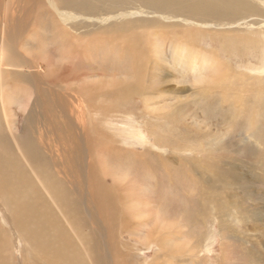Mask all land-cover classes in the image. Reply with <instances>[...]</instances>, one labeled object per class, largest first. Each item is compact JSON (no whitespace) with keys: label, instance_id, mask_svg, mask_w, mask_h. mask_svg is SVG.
Segmentation results:
<instances>
[{"label":"bare ground","instance_id":"obj_1","mask_svg":"<svg viewBox=\"0 0 264 264\" xmlns=\"http://www.w3.org/2000/svg\"><path fill=\"white\" fill-rule=\"evenodd\" d=\"M85 21L90 24L98 23L97 25L101 26L112 22H116V24L95 30L93 31L95 33L91 35H77L79 31L88 29L87 27L89 25L86 24ZM36 28L39 31L38 34L43 37V39H40V43L31 39L33 35L32 31L36 30ZM156 31H158V34ZM207 34L213 37L212 40L216 44V46L213 47L214 49L210 52L205 49L201 50L196 45L199 38ZM159 35L164 38L162 40L165 45L161 43ZM105 36L112 39L116 38V41L120 40L121 46L129 49V54L131 57L135 58L134 60L136 62L129 64V68L133 71L130 76L135 79L134 82L129 83L125 81L122 83L115 79L105 81V77L101 75L102 77H99L101 81H98L99 85L95 84L94 87L88 84L89 81H83L84 83L80 82L83 83V85H77L76 83L78 82L74 84L71 83L72 85L76 84V88L70 86L69 82L72 81L74 76L75 79H79L78 81L83 79V77L85 78V75L79 78V73H83L81 70L78 73L79 75H75L76 71L72 72L73 69H70L76 64L77 66L84 65L80 62V59L83 58L82 52L85 50L84 45H97L98 47L100 44L102 47L101 43L104 44L107 42L104 41L105 39H102ZM203 40L205 39L203 38ZM108 41H110V39ZM44 43H52L53 45L55 44V46L51 45L53 49L43 52L42 50L46 49L43 46ZM57 44L66 45L65 47H68L67 49L69 51L67 55H61L60 59L67 60L68 63H61L60 68L58 65L60 59L55 60L57 57L55 51L60 50ZM76 44H81V46L71 48ZM40 48H42V50L39 52L38 50H40ZM70 51L72 52L70 53ZM88 51V49L84 51V56H86ZM149 51L150 53L154 51V59L152 58L151 62L146 61L148 60L146 59L148 56L144 57L147 55H145V53ZM251 53L252 55L249 56ZM258 53L261 54V56L263 55L262 58L264 60V0H0V138L3 136L4 138L6 136L8 137L7 133L8 129L11 128L10 121L12 119L11 117H13L11 107L14 102L17 101L21 108L26 109L28 107L27 122L29 128L34 130L35 138H37L36 140L38 141V154L42 159V164L32 166L28 158L24 154L21 155L20 151H22V149L20 147H17L19 148L18 150L17 148L16 150H12L10 144L9 148L0 143V221L4 218V223L10 226V229L7 228L8 231H6L4 227L7 226L2 227L0 222V264H15L11 254L12 241H17L21 246H25L26 255H20L24 256L23 259L25 264H27L29 260L32 261L33 264H89L92 251L94 250L91 251L92 247L89 249L90 241L87 237L88 234L82 224L81 216L79 217L76 212L77 209H74L75 205L71 202V197L74 198V200H78L81 204L84 215L88 219L87 221H89L91 224L90 226L100 237L102 254L104 255L103 257L106 263L125 264L123 263L124 260L121 261L123 256L118 242V235L120 233L118 231L120 228H118V223L122 219V209L124 210V208L126 212L131 214L129 216L132 220L131 216L136 210L134 204L137 202L138 192L141 195L144 194L142 189L145 188V185L142 184L140 180L136 179H133V182L127 180L131 183L130 186L127 184L126 186L116 185L114 182H110L106 176L110 172V165L107 160L102 161L103 158L101 156L107 150L117 147L120 142L115 146L113 142H115L114 137L117 136L115 135L112 137L108 132H104L106 131L105 129H107H104L102 124L104 119L102 122L98 121L99 117L106 116L108 120L105 122L109 124L110 127V119L113 118L110 116V110L107 109L108 111H104L101 104L99 106L92 105L91 99L109 93H121V98L126 100L137 96L143 98L144 102H147V99L152 100L154 96L159 98L162 97L163 94L167 95V93H172V95L177 96L195 90L193 94L196 97L200 96L198 98L202 97V100L206 101V106L204 108L207 110V113L205 115H208L212 122H210V120L208 121L203 114L200 116L199 114L198 116L197 114L194 116L192 114L191 116L192 118L194 117V121L191 120V118L190 120L193 124L190 122H188V124L200 126L204 124V122L201 124V118L204 117V121H207L206 124L209 134L218 136V140L210 138L212 141L210 147L207 146L208 148H202L201 150L200 147L206 144L200 142L201 144L197 146V149L193 148L194 144L191 145L192 147H188V149L193 148L190 152L197 150V157L193 159L181 157L179 166H184L185 169H188L190 175L194 178L193 180L197 181L200 186L204 185L205 187H211L213 185H218L220 182L227 184L231 183L239 186L243 191V195H246V198H255L254 200H257L258 203L261 202L259 201L261 195L259 191L257 192L255 187L264 186V112L261 113L259 109L261 108L260 103H263V101L261 98L258 99V97L256 98L253 96L252 94L255 95V92H250L248 89H242L241 91L239 89L237 90V92H243L241 95H244V97L238 94L235 97H228V91H230L231 87L227 89V86L231 85L232 89L236 86L239 88L241 85H245L246 81H264V78L259 77L258 79L245 76V74L244 76H239L235 74L236 70L233 72L230 71L233 68L231 62L227 59H223V55L232 58L235 56L241 58L249 56L253 58ZM143 57L145 60H143ZM90 58L92 59L93 57ZM99 58L101 60V57ZM84 60L85 59H83V61ZM101 62L103 61L101 60ZM148 63L149 65H147ZM92 64L93 63H90L89 65ZM146 65L147 68L151 66V71L147 69V73L149 75L154 74V78L151 80L152 82L149 83L151 84V88L149 87L148 89L152 95H146V91L139 82L143 76L142 72L145 71L146 73ZM172 66H176V69L183 67L186 72L193 71L195 72V76L189 77L187 75V78L185 74L188 73H183L182 70L178 73L175 67L172 68ZM257 67L258 66L255 68ZM60 69L62 72H59ZM233 69H235V67ZM256 70L258 72L260 71L259 74L264 75V62L261 67ZM153 71L155 73L157 72L158 75L159 73L163 74L167 71V73H170L166 75L168 79L176 80V76H178L180 78L178 80L180 84L183 81L185 83V79H189L190 82L186 83H189L192 89L189 90L186 87L177 88V86L174 85L175 87L170 86L169 89L165 90L162 86L163 84L165 85V83L157 79L158 75L156 76ZM241 74L242 73H240V75ZM130 76L126 79L131 78ZM144 77L146 76H143V78ZM91 78L93 79V77ZM147 79H149V77ZM175 80H173V82ZM156 81H160L163 84L158 83L161 86L154 87L153 85H155L154 83ZM178 81H176V83ZM179 83L176 85L181 86L182 84L180 85ZM227 83L229 84L227 85ZM233 86L235 87L233 88ZM27 88L31 90L33 94L31 93V95L28 94L27 96L23 95V102V98H21L20 95L23 94V92L20 90H27ZM251 89L254 90L252 87ZM237 92L235 91V93ZM215 95L218 98H215ZM31 98L33 99L30 100ZM229 98H232V100ZM252 99H254V102ZM262 99H264V96ZM83 101H86L85 103L87 104L83 103ZM228 102L229 105L225 106L224 104H228ZM181 103L182 106H180L176 112L167 116L168 121L175 122L177 121L176 119L183 118L184 116L187 119V114H191L192 104ZM222 105L224 110H221ZM117 108L119 109V106ZM151 108H148L150 111L147 109L150 114H152ZM215 108L217 110H215ZM256 109H259L257 118L263 116L262 119H260L262 121L255 120V114L258 113ZM245 110H249V112L247 111L249 114L242 116L249 115L250 120L255 122L251 124L248 120V127L246 124H243L245 119H243V123L241 124L239 119L241 115H239L240 117L238 118L236 116L238 113L242 114ZM124 112L125 111H123V113ZM154 112L153 114H155ZM22 114L26 116L24 112ZM220 114H223V116L228 115L227 118H223L222 122L223 126L226 125L228 127L227 130L225 129L226 132L228 131L227 134L223 133V128L219 126L220 123H216ZM253 116H255V119H253ZM117 117L119 118V116ZM122 117H125V115ZM158 118L162 120L163 117L161 118L158 116ZM163 119L167 121L166 116ZM129 120L131 119L129 118L128 121ZM133 122L135 121H132V123ZM129 123H131V121H129ZM132 123L131 127L129 125L128 127L122 128L124 132L123 135L126 134L127 140L133 142L142 140L143 143L141 144H144L142 147L144 148V160L142 159L140 161L143 166L149 162L150 165L153 164V160L156 157L152 154L154 151L162 153L163 156L159 154L155 158L158 159V161L155 162L152 167H154V169L159 168L157 163L161 166H164V164L166 165L168 161L164 157V152L166 153L165 147L171 146L169 141H167L169 140L168 136L161 135V137H159L156 133L157 144H153L154 146H152L148 144V137L145 136V132L142 138L141 132L138 131ZM117 124L119 125L120 123ZM211 124L216 127L213 134H211V129H214V127L211 126ZM236 126H243L244 128L242 127V129L239 130ZM109 127L108 130L114 129ZM229 130H232L231 132L234 133L238 130V132L236 134L233 133L234 135L229 138V134H231ZM181 131L183 132V130ZM201 132L204 134L203 131ZM112 133L114 134L115 132ZM183 134L186 135L185 132ZM219 136H223L222 139H219ZM111 137L114 139L112 140ZM185 138H187V136ZM247 142L254 145L257 144L258 152L253 148L256 153L254 158L258 160L256 158L258 157L259 162H262L263 165L261 173H252V176L249 174L247 175L245 172L240 175L239 172H237L238 170L235 164L236 162L249 161L248 159L244 160V155L247 156L250 148V145L247 146ZM191 143L194 142L191 141ZM15 146L17 145L15 144ZM119 147L120 146H118V148ZM215 147L217 150L219 147L221 149L220 151H222L221 154L218 155L216 161L215 158L218 152L216 149L214 151ZM199 150L200 152L202 150L204 151L200 154ZM224 150L232 156V158L225 155ZM137 154L138 152H134L135 157ZM151 154L152 157H150ZM134 156L129 158L134 160ZM148 157H150L149 160ZM249 158L252 159L253 157ZM97 160L98 164H96ZM211 161H214L213 164H209ZM101 163L103 167H100ZM133 164H135L136 167V163ZM132 167H130V170L134 169ZM148 168L151 169L149 166ZM129 171L126 173H129ZM187 176L190 177L188 173ZM123 182L125 181H120V184ZM131 187L132 189H130ZM140 196L139 200L141 201ZM193 197L194 196H192V198ZM204 200V197L196 199L198 206L203 208V211L208 208ZM230 204L234 207L238 205L237 201L230 202ZM247 204L250 205L249 203ZM139 205L140 204L136 206ZM147 205L148 207L152 206L149 201H146L144 208L148 212L151 208L146 207ZM218 205H220V202H218ZM258 205H260V203ZM251 206L253 207V205ZM188 209L186 211H188ZM247 209L249 210L250 207L248 206ZM211 210L212 209L209 210V213L212 212ZM248 210L246 211L247 215L256 221L260 220L264 223V215L262 213L258 211L255 212V210ZM150 212L152 213V210ZM153 213L158 212L154 211ZM183 217L185 220L188 219V216L182 215V219ZM158 218L166 220V222L168 221V217L165 214H158ZM158 218L157 220H159ZM238 221L239 220H237V222ZM222 230L225 231V227ZM258 230H261V228ZM9 233L11 234V238L9 237ZM234 235H237V233ZM152 236L153 235H151L149 241L145 243L147 247L153 244L155 246L156 243L158 244L159 252L154 255V260L150 261V264H158L157 262L162 258V255H164V260V258H168V255L172 256L173 253H165L169 248V245L167 247V241L165 239L162 238L157 241L156 239L154 240ZM243 240L245 241V239ZM262 241H264V239ZM250 251V256L252 258L251 264H264V245L261 241L258 240L257 243L252 245ZM27 255L29 257H27Z\"/></svg>","mask_w":264,"mask_h":264},{"label":"rangeland","instance_id":"obj_2","mask_svg":"<svg viewBox=\"0 0 264 264\" xmlns=\"http://www.w3.org/2000/svg\"><path fill=\"white\" fill-rule=\"evenodd\" d=\"M130 7H132V6H130ZM164 16H167V15H164ZM81 23H83V22H81ZM85 23L89 25L87 27L88 29L79 31L77 33V35H80V36H84V34L91 35V34L95 33V32H93L95 30L105 28V27H109L110 25L116 24V22H114V23L112 22V23L101 26V25H97L98 23H95L96 25L90 24L87 21H85ZM92 25H95V26H92ZM156 32L158 34V31H156ZM32 33H33V35L31 37V39L33 41L40 43L41 42L40 39H43V37L38 34L39 31L37 30V28H36V30L32 31ZM205 34H206V32H205ZM160 35H159V39L161 40V43H163L165 45L164 41L162 40L164 38H162L161 37L162 35L161 36ZM207 35L199 38V41L196 43V45L201 50L205 49V50L210 52L212 49H214L213 47L216 46V44L212 40L213 37H211L209 34H207ZM106 37L107 36L102 38L103 40L105 39L104 41H107L104 44L101 43L102 47L100 46V44L98 47H97V45L96 46L93 45L94 47L90 46V45H87V46L84 45L85 50H87V49L89 50L88 53L86 54V56H84L85 50L82 52L83 58L80 59V62H82L81 64H84V65L79 64L80 66H77V64H76V65H73V67H71L70 69H73L72 72L76 71L75 75L80 74L79 78H81V76H83V75H85V78L83 77V79L78 81L79 79L78 80H77V78L75 79V76H74V78H72L73 82L72 81L69 82L70 86H74L76 88L77 85H83V83H84L83 81H85V82L89 81L88 84L93 85V87H94L95 84H98V81H101V78H99L101 75L105 77V81L106 80L111 81V80L115 79V80H118L122 83H124L125 81H128L129 83L134 82L135 79H133V77L130 76V75H132L131 73L133 71L131 68H129V64H131L132 62H136L134 60L135 58L131 57V55L129 54V49L121 46L122 44H121L120 40L116 41V38L112 39L110 37L109 38L107 37V39H106ZM203 38L205 40H203ZM209 38H211V39H209ZM109 39H110V41H108ZM56 43H57V41H56ZM81 44L80 45L76 44L72 47L71 46H69V47L76 48L77 46H81ZM51 45H53V44L52 43H44L43 46L46 49L42 50V48H40V50H38V51L39 52L41 50L43 52H45V50L49 51V49L51 50V49H53V46H55V44L53 46H51ZM149 45H152V44H149ZM48 46H50V47H48ZM57 46H58V49H60V50L55 51L56 56H57L55 58V60L60 59L61 55H67L69 52L67 49L68 47L67 48L65 47L66 45L57 44ZM94 48H96V49H94ZM104 48H105V50H104ZM114 48H117L118 50L114 49ZM101 49H103L104 51ZM121 49H123V50H121ZM95 50H97V51H95ZM71 52L72 51H70V53ZM111 53L113 54V56ZM148 53H150V51ZM148 53H145V55L146 54L147 55L144 57L148 56L146 58L148 60H146V61L151 62L152 58L154 57V51H151L150 54H148ZM120 55H122V56H120ZM251 55H252V53L249 56H251ZM249 56H247L246 58H241L238 56H235L232 58L230 56L223 55V59H225V60L227 59L231 62V64L233 65V68L235 67V69L230 68L231 69L230 71L233 72L234 70H236L235 74H238L239 76H244V74H245V76L255 77L258 79H259V77L264 78V75L259 74L260 71L258 72L256 70V69L260 68L262 63L264 62V60L262 58L263 55L261 56V54L258 53L256 56H254L255 58L253 57L254 59L252 57L250 58ZM90 57H93L92 58L93 60ZM99 57H101V60L103 62H101ZM144 57H143V60H145ZM83 59H85V60L83 61ZM53 62H55V61H53ZM61 63H68V61L60 59L59 63H58L59 68L61 66ZM90 63H93V64L89 65ZM149 63L147 65H149ZM94 65L95 66L97 65V66L95 67ZM147 65L145 68L146 73H145V71L142 72V75L146 76V77L143 78V76H142V79L139 80V82L146 92L143 90L142 91L145 92L146 95H152V94H150V91H148V89L151 85L149 83H151L152 82L151 80H153V78H154V76H153L154 74L149 75L147 73V71H148L147 69H150V71H151V66H148V68H147ZM100 66H101V68H100ZM256 66H258V67L255 68ZM174 67L176 69V66H174ZM174 67L172 66V68H174ZM153 69H154V66H153ZM80 70L83 73H79ZM176 70L178 71V73H180V70H182L183 73H188L185 75L186 76L188 75L189 77L195 76V72H193V71L186 72V70H184L183 67H179ZM59 72H62V70L60 69ZM101 72H102V74H101ZM239 72L242 74L240 75ZM192 73H193V76H192ZM155 74H156V76L158 75L157 72ZM169 74L170 73H167V71L164 72L163 74L159 73V75L157 76L158 77L157 79H160L161 81H163L165 83V85L160 81H156L154 83L155 85H153V86L154 87L161 86L159 84L162 83L163 89H165V90L169 89L170 86L171 87L177 86V88L186 87L189 90L192 89V86L189 85V83H186V82H190L189 79H185V83L183 81L181 83L182 84L181 85L178 81L180 78L178 76H176V74H175L176 80L166 78L167 77L166 75H169ZM91 75H93V76H91ZM128 76H130L131 78L126 79V78H128ZM188 76H187V78H188ZM91 77H93V79ZM148 77H149V79H147ZM173 80H175V81L173 82ZM176 81H178L177 83H179L181 86L176 85L177 84ZM76 82H78L79 84ZM80 82H83V83H80ZM90 82H92V83H90ZM248 82L250 84L252 82L253 83L250 85ZM248 82L246 81L247 84L245 83V85H247V86L249 85L248 88L245 85H243V86L241 85L239 88L237 86L236 87L233 86V88L235 87L234 89H232L231 85L227 86V89H230L228 87H231L230 91L234 90L233 92L228 91V94H229L228 97H235V96H237V94L239 96L244 97V95H241V93H243V92H240L242 89H244V90L248 89V90H250V92L253 91V92H255V95L254 94H252V95L255 96L256 98L258 97V99L261 98V100L263 101V103H260L261 108H259L260 112L263 113L264 112V99H262V98L264 96V81L252 80V81H248ZM71 83H73V84L76 83L77 85L76 84L72 85ZM228 84L229 83H227V85ZM252 85H254V86H252ZM165 86H167V87H165ZM74 87H73V89H74ZM251 87L254 88V90L251 89ZM238 89L240 91L237 92ZM20 91L23 92V94H20L21 98H23L25 95L27 96L28 94H30V95H31V93L33 94V92H31V90H29L28 88H27V90L23 89ZM194 91H190L189 93H185L183 95H177V96L172 95V93H167V95L163 94L162 97H159V98H157V96H154L152 98V100L147 99V102H144L143 98L137 97V96H134V97L126 100L124 98H121V96H120L121 93H116V94L109 93L106 95H102L101 97H98V98L96 97V98L91 99L92 105H94V106L98 105L99 106L101 104V107L103 108L104 111H108L107 109L110 110V112H111L110 116L113 117V118L110 117L111 119L109 118L110 119V127L114 128V129L108 130L109 124H106V122H105L108 120V119H106L107 118L106 116L99 117L98 121L102 122V120L104 119L102 124H103L104 129L107 128V129H105L106 131H104V132L105 133L108 132L112 137L116 135L117 137H114L116 140L112 137H111V139L112 140L114 139L115 142H113V144L115 146H117L118 144H119L118 146H120L119 148H118V146L117 147L114 146L115 147L114 149L111 148V149L107 150L101 156L103 158L102 161L107 160L109 162V165H110V168H109L110 169V172H109L110 175L109 174L106 175L108 177L109 181L114 182L116 185L119 184L122 186H126V184H127L128 186H130L131 183H129V182H133L132 180L136 179V180H140V182H142V184L145 185L144 186L145 188L142 189V192L144 194L141 195L138 192L139 195L137 197V202L134 204L136 207L135 208L136 210L133 212V214L131 216L132 220L130 219V216H129L131 214L129 212H126V209L124 208V210L122 209V219L118 223L119 224L118 228L120 227L118 229V231L120 232L118 235V242H119V247H120V250H121L122 256H123V258H121V261L124 260L123 263H125V264H144L145 262H147L145 264H150L151 263L150 261L154 260L153 259L154 255L159 252V248H158L157 243L155 244V246L153 244L152 246L147 247L146 243L149 241V238L151 235H153L152 237L154 238V240L156 239L157 241L161 240L162 238L165 239L167 241V242L165 241L167 243V247L169 245V248H168V250H166L165 253L166 254H169V252L173 253L172 256L168 255V258L167 259L164 258V260H163L164 255H162V258L159 259V261L157 262L158 264H229V263L230 264H251L252 258L250 256L251 255L250 250L252 249V245L257 243L258 240L261 241L262 244L264 245V241H262L264 239L263 238L264 236H262V235H264V223H262V221H260V220L256 221V220L252 219L246 213V211L248 210L247 208L249 206L251 210L249 209L248 211H254L255 210V212L258 211L264 215V206H263L264 196H262V195H264V194H262V193H264V186L263 187L262 186L255 187L257 192L259 191V193L261 195L260 199H262V200L259 199V201H261V202H259L260 205H258L259 203L257 200H254L255 198L254 199L251 197L246 198L245 197L246 195L245 196L243 195L242 189H240V187L237 185H233L231 183L227 184V183L220 182L218 185H213L211 187H205L204 185L200 186V184L197 181L193 180L194 178H193V176L190 175V172L188 169H185L183 165H182L183 167L179 166L181 157H186V159H193L194 157H197V154H196L197 150L196 151L194 150V152H190L191 149H193V148L197 149V146H199L201 143L206 144V145L200 147V150L202 148H208L212 144V141L210 138H212L214 140H218V136H214V135L212 136L209 134V130L207 129L208 127L206 124L207 121L206 122L204 121V117L201 118L202 121L200 119L201 124L203 122H204V124H202L200 126H195V125L192 126L191 125V124H193V123H191V120H193V118H194V117L192 118V116H191L192 114H193V116L196 114H197V116H198V114H199V116L203 114V116H205V118L208 121L210 120V122H212L210 117L208 115H205L207 113V110L204 108L206 106V101L202 100V97L198 98L200 96L196 97L193 94ZM235 91L237 93H235ZM261 92L263 95L262 94L260 95ZM234 94H236V95H234ZM112 96H114V97H112ZM215 98H218V97H216V95H215ZM32 99L33 98H31L30 100H32ZM229 99L232 100V98H229ZM258 99H257V101H258ZM252 100L254 102V99H252ZM110 101H112V102H110ZM23 102H24V98H23ZM85 102L86 101H83V103H85ZM114 102L115 103L117 102V103L115 104ZM181 102H184L187 104L190 103L193 106L191 109V114L190 113L187 114L188 120L184 116L183 118L176 119L177 121H175V122L174 121H168L167 116L172 114L173 112H176V110H178L180 108V106H182ZM112 103H114V104H112ZM193 103H194V105H193ZM85 104H87V103H85ZM195 104H196V106H195ZM224 105L228 106L229 102H228V104L225 103ZM31 106H30V108H31ZM118 106H119V109L117 108ZM113 107H114V109H113ZM147 107L149 109L152 107L151 108L152 114L149 113L150 110ZM215 107H216V105H215ZM27 108L26 109L21 108L19 105V102H17V101L14 102V104L11 107V112H12L13 117H11L12 118L10 121L11 128L8 129V133H7L8 137L6 136L4 138V136H3L2 138H0V143H2V145L4 144V145L8 146L9 148L11 146L12 150H16L17 147H20L22 149V151L19 150L21 152V155L24 154L28 158L30 165L36 166V164L37 165L42 164L41 163L42 159L40 158V155L38 154V144H37L38 141L36 140L37 138H35L34 130L29 128V125L27 122V116H28ZM124 108H126V109H124ZM146 108L149 111H147ZM201 108H202V111H201ZM152 109H155V110H152ZM259 109H256V110H258L257 111L258 113L255 114L256 117L253 116V119L256 118L255 119L256 121H262L260 119H262L263 116L262 117L259 116L260 118L259 117L257 118V116L259 114ZM215 110H217V109L215 108ZM221 110H224L223 105L221 107ZM22 111L25 113L24 115H26V116H23ZM123 111H125V112L123 113ZM130 111H132V112H130ZM146 111L148 114L146 113ZM247 111L249 112V110H245L244 112H242V114L238 113V115H236V116L238 118V117H240L239 115H241L242 119L239 118L241 124L243 123L242 122L243 119H245V120L247 119L246 121L244 120L243 124L244 125L246 124V126L248 127V125H247L248 120L250 121L251 124H254L255 122L250 120L249 115L242 116V115L249 114V113H247ZM153 112L155 114H153ZM158 113H159V115H158ZM220 113H221V111H220ZM123 115H125L126 118L122 117ZM117 116H119V118ZM158 116H160L161 118L162 117L164 118L166 116L167 121L164 120L163 118H162V120L159 119ZM227 116H223V114H220V117L218 118V120H216V123L217 124L220 123L219 126H221L223 128L222 129L223 133H226V134L228 132V131L226 132L228 127L226 125L223 126L222 122H223V118L224 117L227 118ZM9 117H10V113H9ZM243 117H245V118H243ZM129 118L131 119V120H129V121H131V123H132V121H135L132 124H133V126H135L137 128L138 131L141 132L142 138H143V133L145 132V134H146L145 136L148 137L147 142H148V144H150L152 146L157 144L156 136H155L156 133H157V135H159V137H161V135H167L168 136L169 140H167V141H169V144H171V146L165 147L166 153L164 152V157L168 161V163H166V165L164 164V166L162 165L163 166L162 167L159 163H157V165H159V168L154 169V167H152V165H154V163L158 161V159H155V158L159 154H161L163 156L162 153L154 151L152 154L155 155L156 157L154 156L155 158L153 160V164L150 165V162H149L148 164H144L145 166H143L142 162L140 161L142 159L144 160V152H143L144 148H142L144 146V144H141V143H143L142 140L141 141L138 140V141L133 142L131 140H127V136H125L126 134L123 135L124 132L122 131V128L128 127L129 125H130V127L132 126L131 123H129V121H128ZM190 118H191V120H190ZM188 122H190L191 124H188ZM23 123H25V124H23ZM117 123H120V124L118 125ZM128 123H129V125H128ZM164 124H165V126H164ZM263 124H264V120H263ZM158 125H160L162 127V129ZM203 125H204V127H203ZM205 125H206V127H205ZM211 126L214 127L213 124H211ZM236 127H238L240 130V129H242L243 126H236ZM158 128L161 130H159ZM120 130H121V132H120ZM181 130H183V132ZM214 130H216V127H214V129H211V132H212L211 134H213ZM110 131H111V133H110ZM194 131L196 132V134ZM201 131H203L204 134ZM112 132H115L119 135H117L115 133L113 134ZM118 132H120V133H118ZM184 132L186 133V135L183 134ZM237 132H238V130L236 131V133ZM35 133H36V131H35ZM158 133H160V134H158ZM191 133H192L193 137L191 136ZM198 133H201L202 135L198 134ZM223 133H222V135H223ZM233 133L234 132H231V134H229V136H230L229 138H231L234 134H236V133H234V134ZM198 135L199 136L201 135V136L199 137ZM15 136H17V137H15ZM183 136H185V137L187 136V138H185ZM220 136H219V139H222L223 136L222 137H220ZM121 137H122V139H121ZM24 139H26V140H24ZM233 140H235V139H233ZM191 141L194 143H191ZM219 141H221V140H219ZM118 142H120V143H118ZM180 143H181V145L182 144L183 145L181 146ZM247 143H248L247 146L250 145V148H249V152H248L247 156L244 155V160L248 159L249 161H245L246 163L245 162H236L235 164H236V167L238 170L237 172H239L240 175H242L245 172L247 175L249 174L250 176H252L251 175L252 173H255V174L261 173V171L263 170L262 169L263 165H262V162H259L258 157H256L258 160H256L254 158L256 156V153L253 150V148L257 151L258 150L257 144L254 145L250 142H247ZM9 144H10V146H9ZM15 144L17 146H15ZM191 145H193V148L188 149V147H192ZM146 146H148V145H146ZM174 148H175V150H174ZM18 149L19 148H17V150ZM215 149H216V147L214 148V151H215ZM200 150H199V153L201 154V152H203L204 150H202L201 152H200ZM220 150L221 149L219 147H218V150L216 149V151L218 153H217V156L215 158V161L217 160L218 155L221 154V152H222ZM134 152L135 153L138 152V154H137L138 157L134 156ZM186 153H187V155H186ZM152 154L150 157H152ZM224 154L229 156V158H232V156H230L227 152H225V150H224ZM139 155H140V158H139ZM131 156H134L135 159L133 160L132 158H129ZM248 156L253 157V158L251 159ZM115 157H117V158H115ZM150 157H148V160L150 159ZM112 158H114V159H112ZM138 159H139V161H138ZM125 161H127V162H125ZM213 162L214 161H211L209 164H213ZM254 162H255V164H254ZM133 163H136V167H135V164H133ZM139 163H141V164H139ZM96 164H98V160H97ZM239 165H242V166H239ZM128 166H130V167L133 166L132 168H134V169L130 170V167H128ZM148 166L152 170L149 169ZM100 167H103L102 163H101ZM142 168H143V171H142ZM156 169H158V170H156ZM248 169L251 171V173ZM128 171H129V173H126ZM114 173H115L116 177L114 176ZM185 173H186V175H185ZM187 173L190 177L187 176ZM129 175H130V177H129ZM126 176H128V177H126ZM112 178H113V180H112ZM123 180L125 181V182H123L124 184L123 183L120 184V181H123ZM195 186H196V188H195ZM260 187H262V188H260ZM130 189H132V187ZM196 191H198V192H196ZM193 194H195V195H193ZM215 194H216V196H215ZM95 196L97 198L96 194H95ZM139 196H140L141 201L139 200ZM192 196H194V197L192 198ZM203 197L205 198L204 202H205L206 206L208 207L207 208L208 210L204 209L205 211H203V208L198 206V204L196 202V199L203 198ZM243 197L246 199H244ZM70 200L75 205L74 209L75 210L77 209V211H76L77 215H79V217L81 216L80 218L82 220V224L84 225L85 231L88 234L87 237L89 238V241H90L89 249L92 247L91 251L94 250V251H92L91 260H90L89 264H107L105 261V258L103 257L104 255L102 254L103 252H102L100 237L98 236L97 232L90 226L91 224L89 223V221H87L88 219L84 215V211H83L81 204L78 202V200H76V199L74 200V198H72V197ZM192 200H194V201H192ZM146 201L150 202L152 207H148V205L146 207L151 208L150 211L152 210V213L149 210H148V212H149L148 213L147 210L144 208V205H146ZM234 201H237V203H238V205L235 207L232 206V204H230V202H234ZM218 202H220V205H218ZM247 203H249L250 205H248ZM256 203H258V204H256ZM138 204H140V205L136 206ZM251 205H253V207ZM261 208H262V210H261ZM187 209H188V211H186ZM210 209H212L211 210L212 212L209 213ZM154 211H157L158 213H153ZM136 213H141V214H136ZM147 213H148V215H147ZM160 213L163 215L165 214L168 217L167 222H166V220H162V219L158 218V214H160ZM144 214H146V215H144ZM182 215L188 216V219L185 220L184 217L182 219ZM157 218L159 220H157ZM237 220H239L240 222L239 221L237 222ZM184 221H187V222H184ZM0 222L2 224V227L7 226V227H4V229L6 231H8L7 228L10 229V226H8L4 223V218ZM251 222H253V223H251ZM257 222H258V224H257ZM158 223H160V224H158ZM242 223H243V225H242ZM135 227L138 229H136ZM224 227L226 229L225 231L222 230V229H224ZM252 227H254V228H252ZM258 227H260L261 230H258V229H260ZM251 228H252V230H251ZM110 229H111V227H110ZM256 229H257V231H256ZM234 230H237V231H234ZM235 232L237 233V235H234V234H236ZM160 233H163V234H160ZM229 234H231V235H229ZM238 234H240V235H238ZM248 235H250V236H248ZM9 237L11 238L10 233H9ZM242 237H243V239H245L246 242L242 239ZM257 237H258V239H257ZM249 239L250 240L252 239V240L250 241ZM226 241H228V242H226ZM16 242L17 241H12V244H11V247H12L11 248V254L14 258L15 264H25L24 259H23V257L26 255L25 254V246L23 245L24 246L23 247V246H21V244H18V242L17 243ZM92 243H93V245H92ZM97 244H98V246H97ZM19 246H21V247H19ZM95 246H97L98 248ZM18 247H19V249H18ZM95 248L97 249V251ZM209 250H211V251H209ZM205 251H207V252H205ZM27 254H28V251H27ZM20 255H24V256H20ZM247 255H249V256H247ZM27 257H29V256L27 255ZM27 264H33V263H32V261L29 260V262Z\"/></svg>","mask_w":264,"mask_h":264}]
</instances>
